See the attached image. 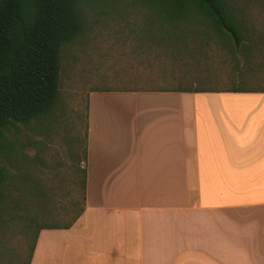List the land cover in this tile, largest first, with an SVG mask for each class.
<instances>
[{
    "label": "crops",
    "instance_id": "1",
    "mask_svg": "<svg viewBox=\"0 0 264 264\" xmlns=\"http://www.w3.org/2000/svg\"><path fill=\"white\" fill-rule=\"evenodd\" d=\"M84 199L28 264H264V91L94 88Z\"/></svg>",
    "mask_w": 264,
    "mask_h": 264
},
{
    "label": "trees",
    "instance_id": "2",
    "mask_svg": "<svg viewBox=\"0 0 264 264\" xmlns=\"http://www.w3.org/2000/svg\"><path fill=\"white\" fill-rule=\"evenodd\" d=\"M256 5L264 6V0H0V213L11 196L9 171L1 160H10L14 152L5 129L17 123L28 125L54 112L60 100L63 49L84 38L93 22L115 20L123 25L120 33H128L137 49L158 50L183 64L191 65V60L195 66L202 65L200 59L219 49L230 55L238 78L258 80L253 87L227 89L264 91V34L253 29L249 20L250 9ZM26 180L22 177L20 184L27 190ZM84 180L82 168V199ZM35 223V218L29 220ZM70 224L44 225L38 231Z\"/></svg>",
    "mask_w": 264,
    "mask_h": 264
},
{
    "label": "rangeland",
    "instance_id": "3",
    "mask_svg": "<svg viewBox=\"0 0 264 264\" xmlns=\"http://www.w3.org/2000/svg\"><path fill=\"white\" fill-rule=\"evenodd\" d=\"M249 20L253 29L264 34V6L251 7ZM91 26L84 38L63 49L60 100L54 112L28 125L17 123L5 129L14 152L10 160H1L9 171L11 196L0 213V264H25L40 226L69 223L82 208L80 179L89 90L230 89L258 82L253 77L238 78L230 55L219 49L200 59L202 65L195 66L191 60V65L183 64L158 50L137 49L128 33H120L123 25L115 20L102 18ZM22 177L27 178V190L20 184ZM32 218L35 224H29Z\"/></svg>",
    "mask_w": 264,
    "mask_h": 264
}]
</instances>
